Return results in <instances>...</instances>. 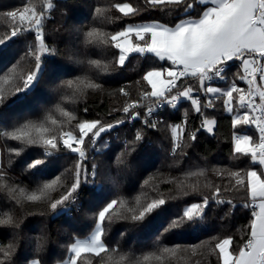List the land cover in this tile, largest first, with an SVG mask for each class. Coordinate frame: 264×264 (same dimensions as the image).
<instances>
[{"label":"trees","instance_id":"16d2710c","mask_svg":"<svg viewBox=\"0 0 264 264\" xmlns=\"http://www.w3.org/2000/svg\"><path fill=\"white\" fill-rule=\"evenodd\" d=\"M45 2L0 0V38H5L6 45L0 46V88L4 89L5 95L4 103L0 104V132H11L28 121H43L48 115L61 121L60 125H49L57 134L61 129L77 132L75 124L83 120L99 119L114 124L124 120V123L103 135V140L96 145L100 151L94 150L86 141L88 160L83 162V167L89 173L88 179L74 194L75 200L58 206L56 211L50 209V203L64 194L74 181L77 155L56 152L47 157L44 166L30 169L28 165L34 159L43 158L44 149L24 147L10 137L0 135V170L3 172L0 176V217L10 214L18 224L17 227L0 225V245L16 244L11 264H29L34 255L41 264L64 261L71 243L91 234L96 215L113 199L118 200L111 214L114 222L109 225L106 221L105 239L110 247H118L121 253L134 254L138 258L148 253L163 256V260L153 257L143 264H220L218 254L210 251L213 238L232 236L234 246L242 244L248 237L253 219L249 207L251 200L245 188L236 187L227 174L230 171L264 172L263 166L250 157L235 153L234 137L248 134L258 140L257 132L250 125L234 127V114L225 111L220 100L215 102V108L205 110L206 116L216 121L211 133L200 129L199 121L203 117L193 110L189 101H181L177 108L169 109L165 121L156 130L146 126L141 117L131 122L123 113L122 109L129 101H139L145 106L137 109L141 116L148 105H155L151 100L141 99V93L150 90L142 76L164 62L151 54L133 53L125 65L120 66L115 63L117 49L111 45L89 44L85 34L93 27L111 35L128 23H169L176 19L174 12L150 9L142 10L134 17H123L113 5L132 3L143 9V0H52L54 7L46 13L43 32L45 45L51 49L49 52L38 51L34 31L6 38L15 26V22L5 15L7 11L26 4L40 9ZM97 7L104 10L103 16H97ZM30 51L32 55L28 54ZM35 55H41L38 81L30 91L16 92L27 74L35 70ZM90 59L110 63L111 70L90 68L87 63ZM239 70V61L231 62L228 73L233 77ZM5 76L9 77L7 83L3 79ZM77 77H85L101 87L87 88L83 94L71 96L66 82ZM190 83L194 85L195 81ZM228 83L230 81H223L222 85L227 87ZM120 88H125L129 96L121 94ZM65 96L70 99L63 100ZM201 102L206 103V100L203 98ZM58 105L72 112L76 119L61 116ZM235 111L244 113L239 108ZM185 112L188 123L182 132L183 148L174 154L171 129L166 125L181 124ZM193 131L196 132L195 141L189 139ZM137 132L143 135L140 142L134 139ZM21 148L23 151L19 155L10 151ZM93 165L95 177L90 175ZM216 172H223L224 178ZM57 178V184L45 192L41 201L26 199L27 195L39 193L45 183ZM214 186H219L222 192L229 189L223 199L231 204L210 202L202 221L164 232L168 222L185 207L202 202L205 195L211 196ZM161 195L168 203L159 214L154 212L143 221L130 218L129 208L138 211ZM116 213H120L121 218H117ZM38 244L43 245L39 251ZM163 246L172 248L175 255L161 253L159 249ZM176 246L180 247L177 249ZM87 259H91L92 264L99 260L85 254L78 264H86Z\"/></svg>","mask_w":264,"mask_h":264},{"label":"snow or ice","instance_id":"6c2138e0","mask_svg":"<svg viewBox=\"0 0 264 264\" xmlns=\"http://www.w3.org/2000/svg\"><path fill=\"white\" fill-rule=\"evenodd\" d=\"M143 3V9L139 6L134 7L132 3H117L113 7L122 13L123 17H134L142 10L157 9L174 12L176 19L169 23L155 21L138 26L128 23L111 35L93 27L85 34L89 44L111 45L117 49L118 56L115 63L120 66H124L133 53L151 54L158 61L164 62L142 76V80L150 86V90L143 91L141 99L151 100L156 106L155 108L151 105L147 106L143 123L150 128H156L158 123H162L151 119L157 108L170 105L175 109L181 101H189L193 110L203 117L201 128L211 133L216 121L209 119L205 110L215 108V102L220 100L224 110L234 114L232 119L234 127L250 125L259 133L258 140H254L252 135H235V153L250 157L253 162L264 166V0H143ZM53 7L52 0H46L40 9L35 5L26 4L22 8L7 11L5 15L15 22V26L12 27L10 36L6 38L11 39L22 32L34 31L35 40L39 45L38 51L49 52L51 49L45 45L43 32L46 12L51 11ZM95 12L97 16L104 15V10L99 7ZM0 46H6L5 38H0ZM28 54L33 53L30 51ZM235 61H239L240 70L234 73L227 87L213 86L216 81H229L227 72L231 62ZM35 62V70L27 74L23 79L22 87L16 88V92L26 93L38 81L41 55H35ZM87 63L90 68L97 71L111 70L110 63H104L99 59H90ZM3 79L7 83L9 77L5 76ZM191 81H195V84L190 83ZM238 81H243L247 88L238 86ZM100 87L101 85L85 77H77L76 80L66 82V88L71 90V96L83 94L87 88ZM119 92L125 97L129 96L125 88H120ZM202 96L206 103L201 102ZM257 98L259 103L256 102ZM62 99L69 100L70 97L65 96ZM4 100V89L0 88V104H3ZM143 107L145 106L139 101H129L122 111L127 118L134 120L141 117V112L137 109ZM57 108L61 116L69 120L76 119L72 112L59 105ZM236 108L243 109L244 113L237 114ZM186 117L187 112L181 124L166 125L171 129L174 154L177 149L183 148L181 133L187 128ZM122 123L124 120H118L115 124L104 123L99 119L77 121L75 124L77 132L61 129L57 134L49 125H60L61 121L48 115L43 121H28L11 132H0V135L10 137L24 147L38 146L44 149L43 158L34 159L28 165L30 169L44 166L47 157H51L56 152L66 151L77 155L74 181L66 188L64 194L50 203V209L56 211L58 206L75 200L74 194L77 193L82 182L88 179L89 173L83 167V162L87 159L86 141L94 150L100 151L96 147L97 142L102 141L104 134L110 133ZM196 138L195 131L189 134V139L192 141ZM134 139L135 142L142 141V133L137 132ZM10 151L19 155L23 148ZM2 175L3 172L0 170V176ZM90 175L95 177V165L92 166ZM216 175L221 179L224 178L223 172H216ZM227 178L234 182L236 187L245 188L253 207V219L250 223L248 239L242 244L234 246L232 236L222 239L213 238L214 243L210 251L218 254L220 264H264V172L230 171ZM58 180L59 178L45 183L39 193L32 192L26 196V199L32 202L41 201L45 192L52 189ZM227 191L228 188L222 192L219 186L212 187L211 196L205 195L202 202L191 203L190 206L185 207L182 213L168 222L164 232L180 229L194 221H202L210 202H215L217 205L231 204V201L223 199V194ZM167 203L162 195L153 198L138 211L129 208L130 218L133 221H143L154 212L159 214ZM117 204L118 200L113 199L98 212L94 230L87 238H76L75 242L71 243L68 247L70 256L63 264H78L85 254H89L91 258H99L96 264H143L153 257L158 261L163 260V256L156 253L144 254L138 258L134 254L121 253L118 247L109 246L105 239L106 221L109 225L114 222L111 214ZM116 217L121 218V214L116 213ZM0 225L18 226L15 218L10 214L0 217ZM42 247V244H38L37 250H41ZM176 247L178 249L180 246ZM15 249V243L0 245V257H2L0 264H5V261L11 264ZM159 251L163 254L175 255V251L167 246L161 247ZM30 264H41V262L34 259ZM86 264H92L91 259H87Z\"/></svg>","mask_w":264,"mask_h":264},{"label":"built area","instance_id":"2783aa9c","mask_svg":"<svg viewBox=\"0 0 264 264\" xmlns=\"http://www.w3.org/2000/svg\"><path fill=\"white\" fill-rule=\"evenodd\" d=\"M46 13L48 14V13H50V11H49V12H46ZM227 76L229 77V81H230V79H231V77H232L231 74L227 72ZM222 82H223V81H216L215 83L222 85ZM238 86H240V87H244V88H247V85H246L243 81H238ZM203 98H204V97L202 96L201 99H203ZM256 102L259 103L258 98L256 99ZM153 107L155 108L156 106L154 105ZM169 109H172V107H171L170 105H164V106H161L160 108H157L156 111L154 112L153 117H152L151 119L154 120V121H155V120H159V121L164 122V121H165V118H166V112H167ZM242 110H243V109H242ZM146 111H147V109L144 111V113H146ZM243 112H244V110H243ZM144 113H143L142 116H141L142 121H143V118H144ZM254 115H255V114H254ZM202 119H203V118H201L200 121H199V127H200L201 130H205V129H202V128H201ZM130 120H131V122H133L132 119H130ZM159 125H160V123L157 124V127H156V128H152V129H154V130L158 129ZM252 127H253L254 130L257 132V134H258V138H259L258 130H257L254 126H252ZM87 157H88V156H87ZM87 160H88V158L86 159V161H87ZM249 207H250L251 211L253 212V207H251V203H250ZM247 239H248V237H247ZM247 239H246V240H247ZM246 240H245V241H246Z\"/></svg>","mask_w":264,"mask_h":264},{"label":"rangeland","instance_id":"374dc122","mask_svg":"<svg viewBox=\"0 0 264 264\" xmlns=\"http://www.w3.org/2000/svg\"><path fill=\"white\" fill-rule=\"evenodd\" d=\"M213 86H218V87H222V88H224V86H221L220 84H217V83H215ZM215 127V126H214ZM214 127H213V129H214ZM181 135H182V133H181ZM89 236V235H88ZM88 236H84V237H79L80 239H85V238H87ZM75 242V241H74ZM69 256H70V253L68 252V257L65 259V260H67L68 258H69ZM64 260V261H65ZM64 261H62V262H59L58 264H63V262Z\"/></svg>","mask_w":264,"mask_h":264},{"label":"crops","instance_id":"0c3cea01","mask_svg":"<svg viewBox=\"0 0 264 264\" xmlns=\"http://www.w3.org/2000/svg\"><path fill=\"white\" fill-rule=\"evenodd\" d=\"M145 23H152V22H145ZM141 24H143V23H141ZM136 25L138 26V25H140V24H136ZM221 86H223V85H221ZM258 101H259V98H258ZM241 135H245V134H241ZM247 135H248V134H247ZM263 169H264V166H263ZM34 259H35V260H39L38 257H37L36 255H34V256L31 258L30 262H31L32 260H34ZM30 262H29V264H30Z\"/></svg>","mask_w":264,"mask_h":264}]
</instances>
